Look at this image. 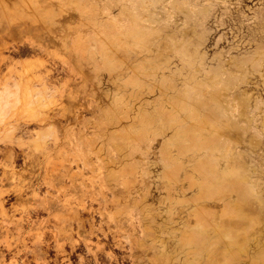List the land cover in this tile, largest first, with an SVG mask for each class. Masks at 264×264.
Listing matches in <instances>:
<instances>
[{
    "label": "rangeland",
    "instance_id": "obj_1",
    "mask_svg": "<svg viewBox=\"0 0 264 264\" xmlns=\"http://www.w3.org/2000/svg\"><path fill=\"white\" fill-rule=\"evenodd\" d=\"M0 264H264V0H0Z\"/></svg>",
    "mask_w": 264,
    "mask_h": 264
},
{
    "label": "bare ground",
    "instance_id": "obj_2",
    "mask_svg": "<svg viewBox=\"0 0 264 264\" xmlns=\"http://www.w3.org/2000/svg\"><path fill=\"white\" fill-rule=\"evenodd\" d=\"M15 93L11 92H0V114L3 113L4 109L9 107L10 105V99L13 97Z\"/></svg>",
    "mask_w": 264,
    "mask_h": 264
}]
</instances>
